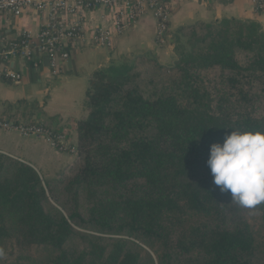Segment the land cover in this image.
Instances as JSON below:
<instances>
[{"label": "trees", "instance_id": "obj_1", "mask_svg": "<svg viewBox=\"0 0 264 264\" xmlns=\"http://www.w3.org/2000/svg\"><path fill=\"white\" fill-rule=\"evenodd\" d=\"M179 34L189 51L171 66L141 55L95 73L77 153L57 178L0 153V241L47 248L52 264H140L133 240L157 264H264V203L255 242L207 166L226 134L264 132L252 104L264 103V33L222 19Z\"/></svg>", "mask_w": 264, "mask_h": 264}, {"label": "crops", "instance_id": "obj_2", "mask_svg": "<svg viewBox=\"0 0 264 264\" xmlns=\"http://www.w3.org/2000/svg\"><path fill=\"white\" fill-rule=\"evenodd\" d=\"M160 4L168 17L161 44L157 40V21L151 12L122 33L116 32L112 13L100 7L92 8L83 18L29 11L17 17L0 18V33L8 38L26 32L38 43L42 25L54 21H64V25L80 22L84 38L77 44L73 39L63 43L69 55L57 76L52 75L45 52L37 65L20 58L9 61L0 58V72L8 70L20 75L16 80L0 75V118L47 126L74 144L76 124L87 113V90L95 73L111 67H130L141 55L153 57L165 66L173 65L186 53V39L179 34V29L198 21L254 22L264 33V11L257 10L253 0H160ZM98 28L109 30L111 46L92 43V35ZM0 153L28 164L41 179L57 178L75 157L52 147L43 138H26L17 131L3 129H0Z\"/></svg>", "mask_w": 264, "mask_h": 264}, {"label": "built area", "instance_id": "obj_3", "mask_svg": "<svg viewBox=\"0 0 264 264\" xmlns=\"http://www.w3.org/2000/svg\"><path fill=\"white\" fill-rule=\"evenodd\" d=\"M259 11H264V0H253ZM105 8L112 13L114 27L117 33H122L134 24L143 15L151 12L157 21V40L164 43V34L167 31V13L160 4V0H0V18L17 17L24 12H47L48 15L63 13L68 16L83 18L92 8ZM82 26L80 22L64 25V21L45 22L38 34V43H34L26 32L18 37L8 38L0 33V58L9 61L20 58L27 63L37 65L42 53H47L49 66L53 76H57L63 62L69 53L64 51L63 43L67 39L77 42L83 41ZM96 46H111L109 30L98 28L91 39ZM12 80L20 78L19 74L8 70L0 72ZM0 129L17 131L23 137L43 138L52 147L60 151H68L76 155L75 144L70 143L66 136L51 128L36 124L15 122L11 119L0 118Z\"/></svg>", "mask_w": 264, "mask_h": 264}, {"label": "clouds", "instance_id": "obj_4", "mask_svg": "<svg viewBox=\"0 0 264 264\" xmlns=\"http://www.w3.org/2000/svg\"><path fill=\"white\" fill-rule=\"evenodd\" d=\"M207 166L221 193L232 202L253 208L264 203V132L237 131L226 134L223 143H213Z\"/></svg>", "mask_w": 264, "mask_h": 264}, {"label": "rangeland", "instance_id": "obj_5", "mask_svg": "<svg viewBox=\"0 0 264 264\" xmlns=\"http://www.w3.org/2000/svg\"><path fill=\"white\" fill-rule=\"evenodd\" d=\"M185 48H186V53L184 55H186L189 51V45L187 39H186ZM206 74H208L210 78H214V76L217 75V73L213 71L206 72ZM252 104L255 108L256 115L262 117L264 115V103L261 100V98L254 97ZM259 206L260 205H257L253 208L242 207L238 204L235 206L236 209L240 211L245 221L250 225L251 232L255 242H259L263 234L261 212L259 211ZM58 208L61 210L63 214H65L60 207ZM133 241L137 243V245L139 246L135 248V251H137L140 254L141 257L140 264H157L155 251L153 249L149 248L143 242L140 241L138 242L135 240ZM71 246H74L77 249H83L86 247V242L82 241L78 237H75L72 239ZM53 257L54 254L47 248L31 247V248L23 249L19 247L14 240L6 239L0 241V264H52L51 260Z\"/></svg>", "mask_w": 264, "mask_h": 264}, {"label": "water", "instance_id": "obj_6", "mask_svg": "<svg viewBox=\"0 0 264 264\" xmlns=\"http://www.w3.org/2000/svg\"><path fill=\"white\" fill-rule=\"evenodd\" d=\"M47 57V56H46ZM48 58V57H47Z\"/></svg>", "mask_w": 264, "mask_h": 264}]
</instances>
